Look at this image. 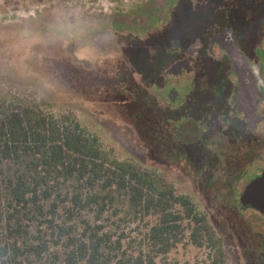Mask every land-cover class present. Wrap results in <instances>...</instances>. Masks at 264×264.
I'll return each mask as SVG.
<instances>
[{
	"label": "rangeland",
	"instance_id": "obj_1",
	"mask_svg": "<svg viewBox=\"0 0 264 264\" xmlns=\"http://www.w3.org/2000/svg\"><path fill=\"white\" fill-rule=\"evenodd\" d=\"M16 97L165 177L228 264H264V214L240 201L264 170V0H0V101ZM206 254L182 244L171 259Z\"/></svg>",
	"mask_w": 264,
	"mask_h": 264
},
{
	"label": "trees",
	"instance_id": "obj_2",
	"mask_svg": "<svg viewBox=\"0 0 264 264\" xmlns=\"http://www.w3.org/2000/svg\"><path fill=\"white\" fill-rule=\"evenodd\" d=\"M44 106L0 101V264H178L182 244L228 264L189 196Z\"/></svg>",
	"mask_w": 264,
	"mask_h": 264
},
{
	"label": "flooded vegetation",
	"instance_id": "obj_3",
	"mask_svg": "<svg viewBox=\"0 0 264 264\" xmlns=\"http://www.w3.org/2000/svg\"><path fill=\"white\" fill-rule=\"evenodd\" d=\"M164 79V80H163ZM163 81H166V76H163ZM171 93V92H170ZM170 93H168V97L170 96V99H171V95H170ZM218 162L219 161H217V165H216V168H215V171H217V172H224L226 175L228 174V175H231V176H234V174L236 175V170H234L233 169V167H232V169H231V167L230 168H225V170L223 169V166H222V163H219V165H218ZM228 166V165H227ZM229 171H230V173H229ZM264 174V170L261 172V174H258V175H254V176H252V177H249V178H247V179H249L250 181L248 182V184L246 185V187H245V189H244V191H243V193H242V195H241V198H240V201L243 203V205H246V206H250V207H253V208H255V209H257V210H259L261 213H263L264 214V212L261 210V209H259V208H257L256 207V202L253 200V199H251L250 197H248V195H249V193H248V191H247V188H248V186H249V184L252 182V181H254V180H256L257 178H259V177H261L262 175ZM237 176V175H236ZM243 177L244 176H237V177H235L234 178V180H233V183H231V185H233L234 184V182L235 181H239V182H242L243 180Z\"/></svg>",
	"mask_w": 264,
	"mask_h": 264
},
{
	"label": "water",
	"instance_id": "obj_4",
	"mask_svg": "<svg viewBox=\"0 0 264 264\" xmlns=\"http://www.w3.org/2000/svg\"><path fill=\"white\" fill-rule=\"evenodd\" d=\"M231 49V53L236 57V52L234 50L235 47L233 44H231ZM236 60H238L237 57ZM247 191L249 193L248 197H250L256 202V207L264 212V174L256 180L252 181L249 184Z\"/></svg>",
	"mask_w": 264,
	"mask_h": 264
}]
</instances>
